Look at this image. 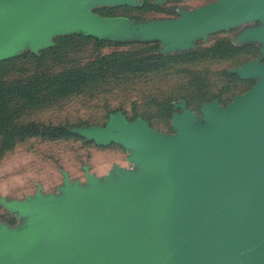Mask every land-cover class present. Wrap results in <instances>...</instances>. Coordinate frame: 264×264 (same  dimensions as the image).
<instances>
[{
  "label": "rangeland",
  "instance_id": "374dc122",
  "mask_svg": "<svg viewBox=\"0 0 264 264\" xmlns=\"http://www.w3.org/2000/svg\"><path fill=\"white\" fill-rule=\"evenodd\" d=\"M248 0H91L87 18L22 36L0 57V264L56 263L83 245L60 229L83 204L160 171L124 132L175 147L259 80L264 18L211 16Z\"/></svg>",
  "mask_w": 264,
  "mask_h": 264
},
{
  "label": "water",
  "instance_id": "95a60500",
  "mask_svg": "<svg viewBox=\"0 0 264 264\" xmlns=\"http://www.w3.org/2000/svg\"><path fill=\"white\" fill-rule=\"evenodd\" d=\"M90 1L0 0V57L26 34L40 37L67 19H86ZM257 18H264V0L229 6L210 23ZM241 72L258 82L226 108H205L207 128L181 122L180 146L142 130L124 132L160 174L61 220L60 229L83 245L72 258L24 264H264V65Z\"/></svg>",
  "mask_w": 264,
  "mask_h": 264
}]
</instances>
